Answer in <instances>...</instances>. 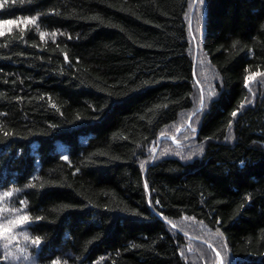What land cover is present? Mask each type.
Wrapping results in <instances>:
<instances>
[{
	"label": "trees",
	"instance_id": "16d2710c",
	"mask_svg": "<svg viewBox=\"0 0 264 264\" xmlns=\"http://www.w3.org/2000/svg\"><path fill=\"white\" fill-rule=\"evenodd\" d=\"M190 9L0 0V225L28 217L0 236V264H194L170 229L184 216L219 231L232 264H264V89L250 101L246 86L264 72V0H203L197 45L219 87L201 150H147L192 107Z\"/></svg>",
	"mask_w": 264,
	"mask_h": 264
},
{
	"label": "rangeland",
	"instance_id": "374dc122",
	"mask_svg": "<svg viewBox=\"0 0 264 264\" xmlns=\"http://www.w3.org/2000/svg\"><path fill=\"white\" fill-rule=\"evenodd\" d=\"M202 4L203 0H191V9L187 18L189 34L192 42V58L200 65L198 78L195 79L192 107L180 114L176 124L163 131L161 140H154L148 146L150 155L157 153L158 157L175 155L185 159L195 156L201 150V145L194 142L198 118L201 108L206 101L215 96L219 87L216 73L208 66L205 57L198 49V40L202 32ZM204 64V66H203ZM250 101L255 92L264 89V72L250 74L246 80ZM19 221H13L9 226L12 230ZM172 231H181L186 236L181 247L183 259L194 264H232L229 257L224 237L216 230H210L201 222L191 217H182L170 221ZM8 244V242H5ZM8 264H32V258L26 255L8 257Z\"/></svg>",
	"mask_w": 264,
	"mask_h": 264
},
{
	"label": "snow or ice",
	"instance_id": "6c2138e0",
	"mask_svg": "<svg viewBox=\"0 0 264 264\" xmlns=\"http://www.w3.org/2000/svg\"><path fill=\"white\" fill-rule=\"evenodd\" d=\"M2 34V33H0ZM233 115H235V113H233ZM28 222V217H22L20 218L19 222L15 225V226H20L22 224H25ZM12 231V228L11 227H8V228H5L3 225H0V236H4V235H7L9 232ZM39 242V239L37 238L36 241H34V243H38Z\"/></svg>",
	"mask_w": 264,
	"mask_h": 264
},
{
	"label": "water",
	"instance_id": "95a60500",
	"mask_svg": "<svg viewBox=\"0 0 264 264\" xmlns=\"http://www.w3.org/2000/svg\"><path fill=\"white\" fill-rule=\"evenodd\" d=\"M161 139V137L159 138V140Z\"/></svg>",
	"mask_w": 264,
	"mask_h": 264
}]
</instances>
